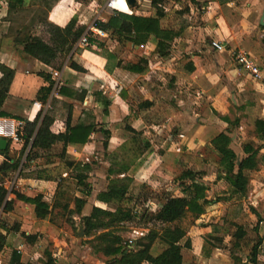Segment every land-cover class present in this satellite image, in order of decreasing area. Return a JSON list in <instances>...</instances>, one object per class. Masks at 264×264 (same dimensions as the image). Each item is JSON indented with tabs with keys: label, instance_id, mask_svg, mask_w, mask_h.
Listing matches in <instances>:
<instances>
[{
	"label": "crops",
	"instance_id": "1",
	"mask_svg": "<svg viewBox=\"0 0 264 264\" xmlns=\"http://www.w3.org/2000/svg\"><path fill=\"white\" fill-rule=\"evenodd\" d=\"M60 1L56 0L48 6L45 12L47 19L60 26L75 19L77 25L87 27L86 31L91 32L90 36L95 41L85 43L80 38L70 52L60 53L49 65L24 53L23 45L14 44V36L10 32L8 0H0V63L15 71L2 110L6 114L4 116L25 121H33L40 114L41 122L44 114H47L52 118L50 130L56 134L66 131L68 119L71 126L81 120L94 121L95 128L86 143L66 144L57 140L48 148L37 149L36 153H33L34 149L32 151L33 137L24 151V140L14 143L6 139L11 152L13 149H21V153L23 151L24 158H21L18 170L27 174H19L17 182L32 186L23 187L19 193L29 197L42 194L43 199L51 203L50 198L58 187L48 190L43 185L52 184L53 181L41 176L38 171L42 169L41 166L28 163L36 157H44V169L67 165V160L75 161L84 153L92 154L100 145L110 153L114 169L126 162V171L114 170L112 175L116 177L112 176L111 179L126 178L129 184L127 194L131 191V184L137 187L150 183L159 186L172 175L179 177L188 169L198 171L195 150L207 143L212 145V139L221 132L231 137L229 146L239 153L240 163L241 150L235 149L238 131L243 133L247 127L256 130V121H264V0H158V6L164 11L160 17L162 28L176 33L171 41H167V54L164 55L158 52L159 40L154 35L137 44L98 27L93 30L91 27L96 20L107 21L117 10L107 7L106 0L100 7L93 9L94 14L91 11L83 13L80 6H75L74 2L78 0L68 2L60 10L62 12H58L56 8ZM126 1L129 10H124L118 3L121 8L119 11L157 16L152 0H136L134 6ZM37 21L42 23L37 17L34 22L31 20L33 25ZM100 30L103 34L99 33ZM9 41L12 47H7ZM214 41H221L225 48H215ZM235 50H244L251 55L261 69V78L254 77L235 61L232 54ZM70 59L83 69L72 67ZM129 64L142 67L143 71L126 68ZM54 71H58L59 75H54ZM50 83L52 89L46 101L39 99L40 89ZM60 88L64 91L60 92ZM104 100H109L107 112ZM147 101L149 105L145 103ZM36 102H41L42 107ZM104 130L110 132L109 137H106ZM257 138L256 143H244L259 147L260 154L264 155L261 133ZM136 146L141 148L138 155L133 150ZM9 157L15 159L10 153ZM9 157L0 153V164ZM167 167L170 172L165 170ZM248 171H253L248 187L251 183H257L258 187L255 192L250 189L248 197V191L243 194L232 190L243 197V204H231L228 207L230 219L232 213H239L233 222H226L231 223L232 229L228 230L224 221L213 218L219 202L210 200L205 213L195 218L196 224L187 230V235L182 239L183 245L186 240L190 242L189 246L182 248L183 264H202V261L208 264H243L249 260L255 245L258 248V263L264 264V170L248 169L245 171L247 175ZM9 194L8 190L6 199L14 201ZM98 194L94 206L107 208L109 204L98 200ZM207 198H211L210 188ZM15 202L16 208L23 204L35 212L34 204L17 196ZM3 210L1 218L13 215L11 209ZM237 225L243 227V237H237ZM23 229L24 225L13 230L22 231V234H38ZM0 234L5 240L3 248L10 249L9 262L13 250L21 252V260L26 262L23 258V242L13 244V247L7 246L8 241H11L12 230L2 223ZM249 237L252 247L245 258H235L230 254V246H237L242 239ZM157 240L162 242L160 246H165L156 249L157 244L154 243L151 249L153 255H158L167 247L163 240ZM211 242H217V245ZM220 242L222 247L219 246ZM217 250L224 252L222 257L216 256L220 253Z\"/></svg>",
	"mask_w": 264,
	"mask_h": 264
},
{
	"label": "rangeland",
	"instance_id": "2",
	"mask_svg": "<svg viewBox=\"0 0 264 264\" xmlns=\"http://www.w3.org/2000/svg\"><path fill=\"white\" fill-rule=\"evenodd\" d=\"M55 1L56 0H25V9L16 10L9 15L14 26L13 31L17 28L26 26L33 33H37L48 40L49 33L46 27L42 26V23H38V21L37 24L32 25L31 20L34 16L36 17V15L38 17L45 16L46 9ZM71 1L72 0H61L56 11L62 12L60 10L66 7L67 3ZM102 2L103 0H78L74 2V4L75 6H80L83 9V13L91 11L92 14H94L95 11L93 9L100 7ZM33 3L34 6L31 7ZM175 9L174 7L173 10ZM14 35L15 33L13 32L12 36ZM12 45L10 41L7 43V47H12ZM233 117L235 118V114ZM247 128L248 129L243 130V133L238 131L239 135L235 143V149L237 151L240 149L242 156H244V142L256 143L260 133L257 129L253 130L249 127ZM13 150L14 151L11 152L9 149V153L12 156L15 158H24L23 153L20 152L21 149ZM109 154L110 153L106 152L100 145L92 154L84 153L79 159H75V163L72 166L61 164L44 169V157H36L31 163H28L41 166L42 169H38V171L41 172V176L50 178V181H53L52 184L43 183V186H47L48 190L50 188L55 190L58 187V190H55L54 195L50 198V202L56 203L57 205L45 219L38 218L34 210L27 205L19 204L18 208L15 207V192L21 191L23 187L32 188V186L26 184L20 185L21 183L17 182L19 174L22 176L27 173L23 171L19 172V170L10 172L3 179V184L7 186V189L10 191L9 197L11 196L14 199L12 209L10 210L13 211V215H5V219L1 218L4 210L0 208V225L3 223L12 230L11 241H8L7 246L13 247V244L19 245L20 242H23L25 246L23 258L28 264H117L114 263L116 256L109 255L105 251L107 246L113 242V236L115 235L120 236L122 244L127 251L132 250L136 252L138 246L131 248L129 245L127 246L126 242L128 243L130 238H135V241L138 240L140 237L147 234L151 228L161 229L163 225L150 220L149 213L160 207L168 196L183 195V186L180 184L178 177H175L176 175H172L167 179L165 178L159 186L153 183L143 186L140 185L139 187L135 184H131V191L127 194L126 198L119 203H110L107 205V208L115 209L116 206L131 208L132 217L126 221L112 222L111 225L106 227H97L90 234H86L84 216L92 212L96 195L107 189L112 176L116 177L115 174L112 175L114 170H119L122 166L127 165L126 162H123L119 165L117 164L119 167L114 169L115 167L113 166L115 165H112V157ZM195 155L198 158L195 166L200 172L199 175L202 180L207 182L211 191V198L209 200H217L219 202L216 204L215 213L212 216L214 219L224 221L226 226L229 227L228 230H230L232 229L231 223L227 224L226 222H233V220L238 218L239 213H232L233 216L231 215L232 219H230V217H228V207L231 204H243V197L233 193V187L228 178L230 172L220 163V154L216 151L214 146L210 143L200 146L198 150H195ZM237 155H239V153H237ZM257 159L259 170H264V155L259 152ZM84 163L90 164L89 168L84 167ZM165 170L170 172V168L168 167ZM35 172H37V170ZM248 174L250 178L253 171H248ZM79 175L86 176L84 181L86 185H84V183L80 184ZM153 181L155 182V180ZM262 182H264V180H262ZM261 184L259 183V185ZM257 187V183H251L248 187V194L246 197L250 195L251 190L254 189L253 191L255 192ZM260 187L261 186H259V188ZM87 189L91 190L90 194H86ZM36 192L37 191H34V193ZM224 193L230 194L225 195ZM30 194L32 193L30 192ZM80 198H85V202L81 205L80 210H78ZM262 199V204H264L263 196ZM246 201L248 202L247 198ZM109 218L104 216V220H112V218ZM179 224L185 227L186 230H189L196 224V219L193 215L188 213L181 219ZM23 225L25 228L23 230H25V232H37L39 234L35 242L28 241V239L22 235V231L15 232L13 230L16 229V227L19 229ZM105 232H109V236H104ZM155 243L157 244L156 249H161L165 246H160L162 244L160 240H156ZM211 243L217 245V242ZM219 246L222 247L221 242ZM251 247L252 240H250L249 237L242 239L237 246H230L229 250L230 254L234 255L235 258L242 259L250 252ZM226 248L228 249V245ZM9 250L8 248H3L0 251V264H8L10 255ZM216 252H220L219 255H216L217 257H222V253H224L222 250H217ZM117 257H120V254H118ZM215 259L217 260V258ZM202 264L208 263L202 261Z\"/></svg>",
	"mask_w": 264,
	"mask_h": 264
},
{
	"label": "trees",
	"instance_id": "3",
	"mask_svg": "<svg viewBox=\"0 0 264 264\" xmlns=\"http://www.w3.org/2000/svg\"><path fill=\"white\" fill-rule=\"evenodd\" d=\"M152 4L157 9V16H143L138 14H128L123 11L115 10V12L109 17L107 21L96 20L95 25L99 29L106 30L111 34H117L120 38L124 37L134 43L140 44L145 42L150 35H154L158 38V52L162 55L167 54L166 43L171 41L176 33L172 30L162 28L160 23V17L163 16L164 11L158 6V0H152ZM9 14L16 10L25 9V0H8ZM37 18L44 24L47 32L49 33V39L45 40L42 36L33 33L26 26L17 28L13 31V23L10 18L11 26L10 32H14V44L23 45V52L29 56L35 57L42 62L51 65L60 53L70 52L77 41L85 34H91L87 32V27L84 25H77L75 19H71L65 26H60L47 19V16H41ZM34 16L33 22L35 21ZM32 22V25H33ZM88 41L91 43L95 41L93 36L88 37ZM70 65L76 69L82 70L83 68L76 62L70 59ZM126 68L134 71H143L142 67L134 64L125 66ZM0 71L2 76L0 78V116L6 115L2 110V105L5 97L8 94L9 87L14 77L15 71L9 66L0 63ZM52 89V83L48 86H44L40 89L38 98L46 101L48 94ZM60 92L64 89L60 88ZM150 104L149 101L145 102ZM109 100H104L105 111L107 112ZM41 115L33 121L26 120L23 130L24 146L25 147L32 140V151L36 153L39 148H48L57 140H62L67 143H86L89 141L91 134L95 128V122L81 120L75 126L70 125L68 119L67 128L65 132L53 133L50 130V124L52 118L44 114L41 122ZM40 122V123H39ZM257 130L261 133L264 139V121H256ZM106 137H109L110 132L104 130ZM231 137L221 132L212 139V145L216 151L220 154V163L226 170H229L228 178L231 181L234 192L245 194L248 190L249 176L245 173L248 169L258 168L259 147H254L252 143H247L243 147L244 156L241 157L238 164L237 153L229 146L231 143ZM107 145V142H106ZM135 155L141 153L140 147H134ZM22 151V153H23ZM3 153L9 157V148L3 150ZM31 152H29V155ZM28 155V156H29ZM21 162V158L9 157L3 160L0 164V207L6 210L12 209L13 200L6 199L8 189L3 185L4 176L10 172L18 170ZM67 165L72 166L75 161L67 160ZM81 163V162H78ZM88 163H84L83 166L89 168ZM122 166L119 172L126 171ZM199 171L185 170L178 177L180 184L183 186V195H171L166 198L163 204L150 212V220L158 222L163 225L161 229L151 228L144 236L135 241V246H138V250L133 252L127 251L122 244L120 236H113V242L105 249L109 255L116 256L114 263L117 264H142L148 262L150 264H183L182 248L183 246H189V240H186L184 245L181 243L182 239L187 235V230L179 222L186 214L190 213L195 218H199L206 211V205L210 203L207 198L209 185L204 182L199 175ZM84 175H79L80 184L86 185ZM126 178H113L111 179L106 190L101 191L97 198L104 203L110 204L112 202H121L124 200L128 193L129 184L125 181ZM189 181V182H186ZM186 183V184H185ZM90 189L86 190V194H90ZM17 198L24 200L28 203L35 205V213L39 218L47 217L56 203H49L43 199L42 194H38L35 197H29L19 192L16 193ZM83 198L79 199L80 210L81 205L84 204ZM131 208H124L116 206L114 210L108 208H102L94 206L92 212L84 216L85 221V233L90 234L97 227H106L111 225L112 222H122L132 217ZM104 216L112 218V220H104ZM109 218V219H110ZM236 235L238 238L243 237L245 231L242 226L237 225ZM30 242H35L38 239V234H26L23 233ZM104 236H109V232H105ZM104 238V237H103ZM160 238L163 240L167 247L163 249L158 255H153L151 249L156 240ZM5 240L2 234H0V251L3 249ZM127 246L128 243L126 242ZM120 254V257L117 255ZM258 248L255 245L252 248L251 256L249 260L243 264H259L258 263ZM9 264H28L21 260V252L18 250L12 251V256ZM86 264V263H81Z\"/></svg>",
	"mask_w": 264,
	"mask_h": 264
},
{
	"label": "built area",
	"instance_id": "4",
	"mask_svg": "<svg viewBox=\"0 0 264 264\" xmlns=\"http://www.w3.org/2000/svg\"><path fill=\"white\" fill-rule=\"evenodd\" d=\"M117 2L118 0H106L105 5L111 9L121 10ZM91 28H93V30L98 29L95 25V22L92 24ZM99 33L103 34V31L100 30ZM89 36H90L89 34L85 33L81 37V41L88 43ZM213 46L219 50H223L225 48V45L221 41H214ZM232 54L235 61L244 70H246L256 78H261V69L259 65L252 59L251 55L247 51L235 50L233 51ZM54 75L58 76L59 72L54 71ZM36 103H39L40 107H42L41 102H36ZM24 126H25V120L23 119L13 118L8 116H0V138L11 140L14 143L22 142L24 140L23 138ZM128 245L129 247L133 248L135 246V238H130L128 241Z\"/></svg>",
	"mask_w": 264,
	"mask_h": 264
},
{
	"label": "water",
	"instance_id": "5",
	"mask_svg": "<svg viewBox=\"0 0 264 264\" xmlns=\"http://www.w3.org/2000/svg\"><path fill=\"white\" fill-rule=\"evenodd\" d=\"M128 4L134 6L136 4V0H127ZM8 141L5 138H0V153H3V150L6 149Z\"/></svg>",
	"mask_w": 264,
	"mask_h": 264
},
{
	"label": "bare ground",
	"instance_id": "6",
	"mask_svg": "<svg viewBox=\"0 0 264 264\" xmlns=\"http://www.w3.org/2000/svg\"><path fill=\"white\" fill-rule=\"evenodd\" d=\"M119 6L122 7L124 10H129V7L126 5L124 0H118Z\"/></svg>",
	"mask_w": 264,
	"mask_h": 264
}]
</instances>
